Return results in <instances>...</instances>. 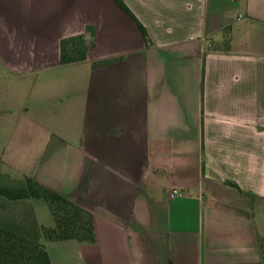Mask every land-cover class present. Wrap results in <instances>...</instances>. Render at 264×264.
<instances>
[{
	"label": "crops",
	"instance_id": "crops-1",
	"mask_svg": "<svg viewBox=\"0 0 264 264\" xmlns=\"http://www.w3.org/2000/svg\"><path fill=\"white\" fill-rule=\"evenodd\" d=\"M122 1L0 0V174L93 213L52 264H264V0Z\"/></svg>",
	"mask_w": 264,
	"mask_h": 264
},
{
	"label": "trees",
	"instance_id": "trees-1",
	"mask_svg": "<svg viewBox=\"0 0 264 264\" xmlns=\"http://www.w3.org/2000/svg\"><path fill=\"white\" fill-rule=\"evenodd\" d=\"M117 2L129 11L122 0ZM137 23L147 42H150L148 30L139 21ZM92 35H94L93 31ZM61 45L62 64L87 59L89 43L84 35L64 38ZM102 63L106 61L97 62L95 65ZM0 198L8 202H29L31 198L43 199L54 218L53 226L39 224L32 204L21 220L0 216V264H52L43 239L96 241L93 213L33 177L25 176L23 180L11 185H0Z\"/></svg>",
	"mask_w": 264,
	"mask_h": 264
},
{
	"label": "rangeland",
	"instance_id": "rangeland-1",
	"mask_svg": "<svg viewBox=\"0 0 264 264\" xmlns=\"http://www.w3.org/2000/svg\"><path fill=\"white\" fill-rule=\"evenodd\" d=\"M13 183H15V181H12L7 176L0 174V185H11ZM32 199L35 202H40V204L44 206V212H46L49 218H52L49 206L43 199ZM30 207L31 203H29L28 201L8 202L5 199L0 198V216L3 218H14L17 220H21L25 216L26 211L28 212V209Z\"/></svg>",
	"mask_w": 264,
	"mask_h": 264
},
{
	"label": "built area",
	"instance_id": "built-area-1",
	"mask_svg": "<svg viewBox=\"0 0 264 264\" xmlns=\"http://www.w3.org/2000/svg\"><path fill=\"white\" fill-rule=\"evenodd\" d=\"M184 193L183 190H180L178 188H173L171 191H170V197H175L177 195H182Z\"/></svg>",
	"mask_w": 264,
	"mask_h": 264
}]
</instances>
